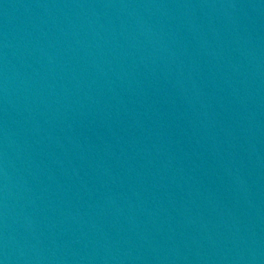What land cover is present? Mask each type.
I'll use <instances>...</instances> for the list:
<instances>
[{"label":"water","instance_id":"obj_1","mask_svg":"<svg viewBox=\"0 0 264 264\" xmlns=\"http://www.w3.org/2000/svg\"><path fill=\"white\" fill-rule=\"evenodd\" d=\"M0 264H264V0H0Z\"/></svg>","mask_w":264,"mask_h":264}]
</instances>
